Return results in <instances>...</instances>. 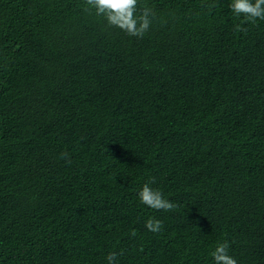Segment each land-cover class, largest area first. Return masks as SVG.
I'll list each match as a JSON object with an SVG mask.
<instances>
[{
    "label": "trees",
    "instance_id": "trees-1",
    "mask_svg": "<svg viewBox=\"0 0 264 264\" xmlns=\"http://www.w3.org/2000/svg\"><path fill=\"white\" fill-rule=\"evenodd\" d=\"M230 3L140 0L137 38L84 0H0V264H214L224 240L264 264V21Z\"/></svg>",
    "mask_w": 264,
    "mask_h": 264
},
{
    "label": "clouds",
    "instance_id": "clouds-1",
    "mask_svg": "<svg viewBox=\"0 0 264 264\" xmlns=\"http://www.w3.org/2000/svg\"><path fill=\"white\" fill-rule=\"evenodd\" d=\"M86 7L84 11L103 18L107 26L117 28L130 37L143 38L150 29L156 17L154 10L150 7H140V0H84ZM209 7H212L211 5ZM231 12L236 17H243L244 22L255 24L257 20L264 21V0H231L229 5ZM235 31L246 32L247 29L239 24ZM61 159L71 163L67 153H61ZM155 183L150 178L138 192L139 200L147 207L160 211H171L175 205L166 199L163 192L150 185ZM148 231L158 233L163 228V222L155 217H149L145 222ZM131 235H136V230H131ZM229 242L227 240L218 242L211 252L214 264H238L236 258L229 254ZM117 254L110 253L107 256L108 264H114Z\"/></svg>",
    "mask_w": 264,
    "mask_h": 264
}]
</instances>
